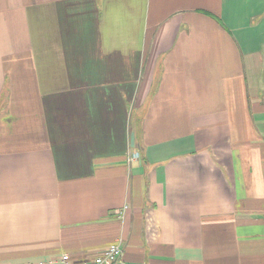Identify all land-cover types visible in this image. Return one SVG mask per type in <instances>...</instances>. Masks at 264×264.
<instances>
[{
  "label": "crops",
  "instance_id": "1",
  "mask_svg": "<svg viewBox=\"0 0 264 264\" xmlns=\"http://www.w3.org/2000/svg\"><path fill=\"white\" fill-rule=\"evenodd\" d=\"M264 264V0H0V264Z\"/></svg>",
  "mask_w": 264,
  "mask_h": 264
},
{
  "label": "built area",
  "instance_id": "2",
  "mask_svg": "<svg viewBox=\"0 0 264 264\" xmlns=\"http://www.w3.org/2000/svg\"><path fill=\"white\" fill-rule=\"evenodd\" d=\"M123 256V249L120 242L111 245L104 253L98 256L92 262H85L81 264H114L119 261ZM48 264H76L69 255H62L55 261H51Z\"/></svg>",
  "mask_w": 264,
  "mask_h": 264
}]
</instances>
